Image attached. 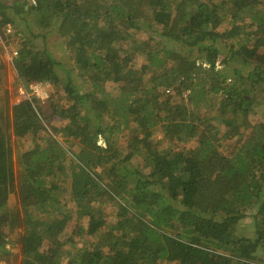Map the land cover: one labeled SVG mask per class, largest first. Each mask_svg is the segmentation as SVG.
<instances>
[{
	"label": "trees",
	"instance_id": "16d2710c",
	"mask_svg": "<svg viewBox=\"0 0 264 264\" xmlns=\"http://www.w3.org/2000/svg\"><path fill=\"white\" fill-rule=\"evenodd\" d=\"M11 25L22 88L59 92L12 105L0 63V260L19 231V264H264V0H0Z\"/></svg>",
	"mask_w": 264,
	"mask_h": 264
},
{
	"label": "rangeland",
	"instance_id": "374dc122",
	"mask_svg": "<svg viewBox=\"0 0 264 264\" xmlns=\"http://www.w3.org/2000/svg\"><path fill=\"white\" fill-rule=\"evenodd\" d=\"M10 27H11L10 32L8 31L4 32L3 28L0 29V63H4L6 67V90H7V97L9 99V103L13 105L16 102H20L32 96H36L35 98H37L40 101L38 105L41 107L43 114L48 116L51 113V109L49 106L51 102V98L52 96L55 97V95L58 94L59 90L49 84H36L38 91L37 90L33 91L31 86L28 88V92L24 88H22L23 85L18 82L17 75H16V72L12 64V57L13 55H15L14 52L17 49L13 48L14 46L13 41H12L13 44L11 43L10 45H8L7 43V41L11 42V40H13L11 35L15 31L12 25ZM19 28L22 29L21 26H19ZM3 34H5V36H3ZM136 37L143 39V38H147L148 36L146 34H143V32L141 31L137 34ZM36 39L34 40V43H37V45L39 46L43 45L42 44L43 41L41 39H37V40ZM47 44L49 48L52 50V52L54 53L55 57H57L62 63H64L67 69L74 67L72 62L69 59V52L65 48L66 47L65 40L59 38L57 35H53V36L51 35ZM74 69L77 72L76 67ZM78 77L76 78L75 81L78 83H81V82L83 83L82 79ZM84 84L85 83H83L82 85L83 89L85 87ZM107 88H109V91L112 94H116L117 91L115 90L117 88L115 84L111 83V86L109 87V85H107ZM61 93H63V90L61 91ZM1 97L4 98L3 95H1ZM261 100H264V90L258 94V97L256 99L257 105L259 104ZM258 110L259 108L256 109V111ZM263 111L264 110H262V112ZM263 118H264V114L261 115L260 120H263ZM52 124L54 128L58 129L62 127V124H65V122L55 117L52 121ZM52 133L62 142L63 146H65L66 148L70 147L69 143L63 142V140L60 137V134H57L53 130H52ZM156 137L160 141L159 143H160L161 148L167 149L168 151H173L175 149H178L176 148L175 144L170 143L169 141L163 140V135L161 133L156 134ZM117 139L118 138H116V140ZM16 141L17 142H15V145H16L15 149H16L17 155H19V153L29 148V143H30L29 139H22L19 142L18 140ZM100 144H103V142L100 141ZM117 145L123 148V146H125V142L123 143L121 140H117ZM190 145H193V144H189L186 146H190ZM15 202H16V198L13 197L11 199V206H13ZM255 220L256 218H254L253 215L248 214V217L245 218L243 222L241 223V229L246 232H253L254 229L257 227ZM83 224L87 226V219L83 221ZM75 225H76L75 222H71L68 226V232H71L73 228L75 227ZM18 237H19V231L15 233L12 237L14 244L10 246V255L7 256L5 259L0 260V264H19L20 256H21V248L17 242ZM165 264H176V262H166Z\"/></svg>",
	"mask_w": 264,
	"mask_h": 264
},
{
	"label": "built area",
	"instance_id": "2783aa9c",
	"mask_svg": "<svg viewBox=\"0 0 264 264\" xmlns=\"http://www.w3.org/2000/svg\"><path fill=\"white\" fill-rule=\"evenodd\" d=\"M33 3H35V1H33ZM11 30L10 29H8V32H10ZM14 54H16V53H14ZM32 87V89H33V91H38V89H37V85L36 84H34V85H32L31 86Z\"/></svg>",
	"mask_w": 264,
	"mask_h": 264
}]
</instances>
